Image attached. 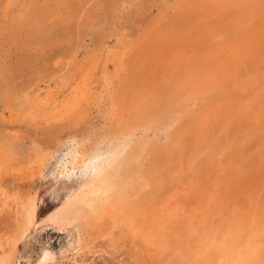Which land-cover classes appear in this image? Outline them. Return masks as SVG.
Returning <instances> with one entry per match:
<instances>
[{"label":"rangeland","instance_id":"rangeland-1","mask_svg":"<svg viewBox=\"0 0 264 264\" xmlns=\"http://www.w3.org/2000/svg\"><path fill=\"white\" fill-rule=\"evenodd\" d=\"M46 3L58 9L53 0H0V142L22 144L19 170L28 160L42 169L37 222L17 264H39L45 251L68 245L64 232L40 228L44 214L98 181L128 153V141L150 129L140 166L153 175L161 166L152 145L182 126L192 161L182 177L202 181L200 199L212 204L183 222L169 251L136 239L139 264H215L197 257L193 242L204 221L216 234L228 220L232 233L238 209L255 242L245 264H264V214H250L264 200V0H82L72 17L59 7L41 36L17 28ZM165 56L175 66L167 58L161 67ZM79 150L89 155L81 168ZM114 231L132 246L124 227Z\"/></svg>","mask_w":264,"mask_h":264},{"label":"bare ground","instance_id":"bare-ground-1","mask_svg":"<svg viewBox=\"0 0 264 264\" xmlns=\"http://www.w3.org/2000/svg\"><path fill=\"white\" fill-rule=\"evenodd\" d=\"M53 2L58 9H50L47 3L36 6L32 16L25 22L17 21V28H25L31 34L41 36L44 34L46 20L50 16L58 18L59 7H63L68 17H72L77 14L82 0L75 1L76 7L71 0ZM168 57L162 60L164 64L161 67L172 65L175 57L170 60L172 63ZM86 78L83 83L88 84L91 75ZM146 87L148 88V84ZM154 88L152 90L155 92ZM51 97L52 94L47 95V99ZM16 119L17 115L11 114L6 122L14 123ZM149 130L144 129L134 142L128 141L127 144L131 146L128 153L98 181L84 183L60 207L52 211L49 214L53 217L51 222L43 219L40 228L50 227L64 232L68 237V245L61 248L60 253L45 251L39 264H97V259L101 260V264H139L136 239L141 240L145 244L143 246L164 253L170 250L179 232H182L183 222L189 217L200 218L202 210L208 211L212 201L210 198L200 199L204 195V183L188 182L182 177L186 166H189L188 162H192L187 156V128L182 126L175 129L176 132L163 131L164 141L152 145L156 150V161L161 166L160 172L146 176L140 166V159L146 149L144 139L149 137ZM194 134L199 139L202 137L199 128L195 129ZM33 151L34 148H31V154ZM19 152L23 154L20 142H0V264H17L18 246L32 230L38 217L42 169H34L32 160H28L29 165L25 168H16L15 161ZM179 157L180 159H176ZM88 159L89 155L82 150L73 156L77 168L83 167ZM208 170L206 167V171ZM258 209L264 214L263 199L257 200L251 216L256 214L260 217ZM240 210L238 209L239 214L236 215L230 234L228 220L222 223V230L216 234L208 230L210 224L204 221V231L197 234V240L193 242V253L215 264H245L255 248V242L252 231H249V224L245 222L248 216L240 213ZM106 220L107 225L103 224ZM119 226L126 229L127 240L132 245L130 248L115 235L114 230ZM117 254H120L117 262L109 260L116 259Z\"/></svg>","mask_w":264,"mask_h":264},{"label":"snow or ice","instance_id":"snow-or-ice-1","mask_svg":"<svg viewBox=\"0 0 264 264\" xmlns=\"http://www.w3.org/2000/svg\"><path fill=\"white\" fill-rule=\"evenodd\" d=\"M62 211V210H61ZM45 218L48 219L50 222L52 221L53 217L47 213L44 214Z\"/></svg>","mask_w":264,"mask_h":264}]
</instances>
